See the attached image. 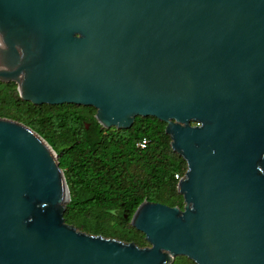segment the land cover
<instances>
[{
  "label": "water",
  "instance_id": "1",
  "mask_svg": "<svg viewBox=\"0 0 264 264\" xmlns=\"http://www.w3.org/2000/svg\"><path fill=\"white\" fill-rule=\"evenodd\" d=\"M0 81L104 128L153 116L186 163L138 246L65 223L55 152L0 117V264H264V0H0Z\"/></svg>",
  "mask_w": 264,
  "mask_h": 264
},
{
  "label": "trees",
  "instance_id": "2",
  "mask_svg": "<svg viewBox=\"0 0 264 264\" xmlns=\"http://www.w3.org/2000/svg\"><path fill=\"white\" fill-rule=\"evenodd\" d=\"M94 113L92 106L34 105L18 96L14 82L0 81V117L31 128L57 156L69 191L64 222L144 246L143 234L129 224L132 212L143 200L181 208L174 175L181 177L186 163L171 150L163 121L135 116L128 128H104Z\"/></svg>",
  "mask_w": 264,
  "mask_h": 264
},
{
  "label": "built area",
  "instance_id": "3",
  "mask_svg": "<svg viewBox=\"0 0 264 264\" xmlns=\"http://www.w3.org/2000/svg\"><path fill=\"white\" fill-rule=\"evenodd\" d=\"M146 144V140L143 138L141 139L139 142L136 143V145L139 147V148H143ZM174 178L175 179H179L180 177L177 176V174L174 175Z\"/></svg>",
  "mask_w": 264,
  "mask_h": 264
},
{
  "label": "flooded vegetation",
  "instance_id": "4",
  "mask_svg": "<svg viewBox=\"0 0 264 264\" xmlns=\"http://www.w3.org/2000/svg\"><path fill=\"white\" fill-rule=\"evenodd\" d=\"M148 245V243L146 244V245H144V246H147ZM178 256V255H177ZM177 256H174L173 257V259H172V261H171V263L173 262V261H175L176 260V258H177ZM185 257V256H184ZM186 258V257H185ZM184 258V259H185ZM179 264H182V263H179ZM185 264H195L191 259H188L187 258V260H186V263Z\"/></svg>",
  "mask_w": 264,
  "mask_h": 264
},
{
  "label": "rangeland",
  "instance_id": "5",
  "mask_svg": "<svg viewBox=\"0 0 264 264\" xmlns=\"http://www.w3.org/2000/svg\"><path fill=\"white\" fill-rule=\"evenodd\" d=\"M176 263H182V264H185L186 263V260L182 257H177L176 260H175Z\"/></svg>",
  "mask_w": 264,
  "mask_h": 264
}]
</instances>
